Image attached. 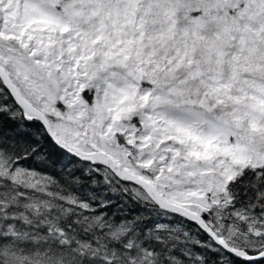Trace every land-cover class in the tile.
I'll list each match as a JSON object with an SVG mask.
<instances>
[{
  "label": "snow or ice",
  "instance_id": "1",
  "mask_svg": "<svg viewBox=\"0 0 264 264\" xmlns=\"http://www.w3.org/2000/svg\"><path fill=\"white\" fill-rule=\"evenodd\" d=\"M0 264H264V0H0Z\"/></svg>",
  "mask_w": 264,
  "mask_h": 264
}]
</instances>
